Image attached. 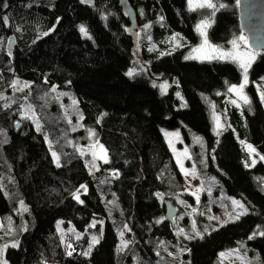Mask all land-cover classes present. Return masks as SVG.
Returning <instances> with one entry per match:
<instances>
[{
  "label": "trees",
  "instance_id": "trees-1",
  "mask_svg": "<svg viewBox=\"0 0 264 264\" xmlns=\"http://www.w3.org/2000/svg\"><path fill=\"white\" fill-rule=\"evenodd\" d=\"M128 1L133 30L120 0H0L4 261L223 264L219 253L235 247L246 264H264V160L248 167L245 147L264 156V104L254 82L263 78L264 52L251 47L257 55L249 103L241 105L228 100L229 87L242 78L237 63L186 59L194 56L202 20L211 21L209 41L229 47L241 33L238 0H212L215 10H192L188 0ZM212 111L226 126L215 127ZM163 129L182 132L206 178L212 212H219L213 226L201 230L199 205L185 240L176 234L175 219H165L167 200L186 213L184 220L190 214ZM98 141L108 163L87 150Z\"/></svg>",
  "mask_w": 264,
  "mask_h": 264
},
{
  "label": "rangeland",
  "instance_id": "rangeland-1",
  "mask_svg": "<svg viewBox=\"0 0 264 264\" xmlns=\"http://www.w3.org/2000/svg\"><path fill=\"white\" fill-rule=\"evenodd\" d=\"M195 2H198V0H194V3ZM238 6H239V0H238ZM241 36L245 37L244 41L239 40V37H241ZM200 37L201 38L199 39V42L197 43V45H192L195 48H197L201 44H203V37L201 35H200ZM208 40H209V38H208ZM233 40H237V42L239 44V50L241 52L253 53L255 55V58H256L257 52L254 51L249 46L248 36L243 30H241L240 34H238L237 36L232 38L229 41V47L223 48V50L232 51L233 47H232L231 42ZM211 44L215 45L214 43H211ZM192 55L195 56L196 53H192ZM198 60H204V59H198ZM253 62H254V60H253ZM238 66H239V64H238ZM240 70L242 72V78L238 84H235L237 86H239L240 84H242L244 82L243 81L244 73H243V70L241 68H240ZM249 71H250V68L248 70V83L244 88V94L247 97H248V94L246 92V88L248 87L249 81H250ZM261 77H263V78L259 79ZM261 77L258 78L259 80H256L254 82H255V85L257 86L258 93H259L260 97L262 98L261 94L264 93V75H262ZM163 91L165 92L164 89H163ZM231 93L230 94H231L232 98L228 99L229 102L232 103V101H236L233 99V97H238L236 102H238L239 105L244 103V101L236 93H233V92H231ZM180 96L182 97V100H184L181 92H179V97ZM232 104H234V103H232ZM263 104H264V99H263ZM23 110L24 111H33L31 108H27V107H25ZM26 113H28V112H26ZM212 114H213L212 117L214 120V125L217 129H220V128L226 126L225 125L226 123L222 120L221 113L216 112V111H212ZM27 115H29V113ZM216 116H219V118H220V125H221L220 128L217 127V122L215 119ZM163 134H164V137L166 139V142H167L169 148L171 149V151L173 153V157L176 160V163L178 164L181 173L183 174V177H184V189L183 190H184V193L187 194L188 198H189V200L187 202V207H189V214H190L189 220H187V221L184 220V217L187 216L186 213L181 212L179 206L177 204L176 205L178 207L175 205L178 208V210H180V212L175 217L174 228L176 230V234L179 237V239L185 240L186 239L185 234H187V231L192 230L193 227L195 226V222L197 220L196 219V213H198L199 211L201 212V210L198 208L199 205H200L202 212H203V214H202V217H203L202 223L203 224H202L201 230L207 231L210 227H212L213 225L211 224V221L214 220L213 217H215V215L219 214V212H217V210H213V212H212L213 201L211 200V198H209L208 194H205L206 189H207V185H206V181L204 179H206V178H205V176L201 175L200 170L198 169V166L196 164L193 151H192L191 147L186 144V142L183 138L182 132L179 129H163ZM98 144H102V143L100 141H98V143L94 142L92 145L89 146V148H87V150L91 154L93 151L99 152L98 146L94 147V145H98ZM246 146L247 145H245V147ZM104 148H105V146H104ZM185 149H187V155L186 156L184 155ZM246 149H247V147H246ZM249 154H250L252 160L250 158V161L246 162V165L248 167L252 166L254 163H256L260 159V155H258L256 152L255 153L249 152ZM107 157L109 158L108 152H107ZM98 160H101V159H98ZM101 161L104 162L103 160H101ZM204 162L205 161L201 160V165H204ZM181 164H183V168H181ZM193 170H195V175L192 174ZM186 172L188 173L187 175L185 174ZM192 193H196V195L199 196V201L196 200V197L194 195H192ZM183 200H184V198H183ZM184 201H186V199ZM217 225H218V222L216 223V226ZM200 232H202V231H200ZM5 245L6 244L3 242L0 244V249H3L2 253L5 252V249H6V248H4ZM219 257H220V260L222 261L223 264H246L245 256L239 252L238 248H235V247L222 250L219 253ZM0 259L2 261L1 264H5L3 254H1ZM165 264H168V263H165Z\"/></svg>",
  "mask_w": 264,
  "mask_h": 264
},
{
  "label": "snow or ice",
  "instance_id": "snow-or-ice-1",
  "mask_svg": "<svg viewBox=\"0 0 264 264\" xmlns=\"http://www.w3.org/2000/svg\"><path fill=\"white\" fill-rule=\"evenodd\" d=\"M188 4L190 9L195 10V8H199V9H203V8H207V9H212L215 10L217 9V5L215 3L212 2V0H198V2L194 3V0H188ZM5 7L7 5H4ZM219 7L223 8L224 5L221 4L219 5ZM214 14V13H213ZM7 17H3V20L5 23H7ZM163 19V18H161ZM211 26V21L210 20H202L200 24L197 25V32L203 37V44H201L199 47L194 48L193 52L196 53L195 56H190V57H186V59H204V60H208V59H216V60H225V61H232V62H237L239 64V67L243 70L244 76H243V83L240 84L239 86L237 85H231L228 89L229 92H233L236 93L245 103H249L248 97L244 94V88L248 83V70L253 62V60L255 59V55L253 53H248V52H241L239 50V44L237 42V40H233L232 43V47L233 50L232 51H225L221 48H219L218 46H215L213 44H211L208 40V36H207V29ZM80 32L83 33L85 36L88 35L87 29L81 25L80 26ZM44 35H48V33H44ZM172 40H176V36L172 37ZM240 41H244L245 37L241 36L239 37ZM128 76H133L134 75V70H130L127 73ZM15 83H19L18 81H16ZM24 87H30V85L25 84ZM161 88L166 90L167 89V85H161ZM22 90V89H21ZM53 91H55V89H53ZM62 95H65V93H62ZM177 95H179V93H177ZM262 99H264V93L261 94ZM73 103L75 104L76 101L73 100ZM232 103H236V101H232ZM106 115V113H105ZM216 122H217V127L220 128V118L219 116L215 117ZM40 125L39 123H37V129L39 130ZM91 135H95L94 132L90 133ZM197 142L199 141V138H197ZM243 143V141H242ZM99 148V152L93 151L92 152V156L93 159H101L104 161V163H108V157H107V150L104 148V146L102 144H98V145H94V147ZM247 150L250 153H255L256 149L253 148V146L251 144H248L247 146ZM84 153L82 152L81 155H83ZM184 155H187V149H185ZM53 156L56 158V162H57V166L59 167V157L56 155V153H53ZM261 160H264V156L260 157ZM254 163V162H253ZM181 168H183V164H181ZM186 175L188 174L187 172L185 173ZM193 175H195V170H193L192 172ZM82 187H86V186H82ZM159 195V194H157ZM192 195H194L196 197V200L199 201V196L196 195V193H192ZM74 198L79 200V195L78 194H74ZM81 203H83V201H80ZM183 203V201L181 202ZM233 204H235L237 207L243 208L244 206L237 200H233L232 201ZM27 210V209H25ZM243 214V213H241ZM215 218V217H214ZM232 219H239V215H237L236 217H233ZM93 227L95 225H92ZM260 235L264 236V232H260ZM121 235H123V233H121ZM197 235H199V233H197ZM255 235V233L253 234ZM250 239L252 237H249ZM93 243H98V239L97 237H93L92 238ZM12 247H18V242L17 243H13L11 245ZM126 246V244H125ZM8 245H5L4 248H7ZM3 249H0V254H2ZM88 253H85V255H87ZM68 255H71V252L68 253ZM223 255V254H222ZM6 264V262H5Z\"/></svg>",
  "mask_w": 264,
  "mask_h": 264
},
{
  "label": "water",
  "instance_id": "water-1",
  "mask_svg": "<svg viewBox=\"0 0 264 264\" xmlns=\"http://www.w3.org/2000/svg\"><path fill=\"white\" fill-rule=\"evenodd\" d=\"M120 1L127 11L133 30L136 24L134 9L128 0ZM238 9L240 26L248 36L249 45L256 51L264 52V0H239ZM164 206L166 220L173 221L179 213L178 208L171 200L165 201Z\"/></svg>",
  "mask_w": 264,
  "mask_h": 264
},
{
  "label": "clouds",
  "instance_id": "clouds-1",
  "mask_svg": "<svg viewBox=\"0 0 264 264\" xmlns=\"http://www.w3.org/2000/svg\"><path fill=\"white\" fill-rule=\"evenodd\" d=\"M236 63V62H235ZM241 81V80H240ZM235 85V84H234Z\"/></svg>",
  "mask_w": 264,
  "mask_h": 264
},
{
  "label": "bare ground",
  "instance_id": "bare-ground-1",
  "mask_svg": "<svg viewBox=\"0 0 264 264\" xmlns=\"http://www.w3.org/2000/svg\"><path fill=\"white\" fill-rule=\"evenodd\" d=\"M163 131V130H162Z\"/></svg>",
  "mask_w": 264,
  "mask_h": 264
}]
</instances>
